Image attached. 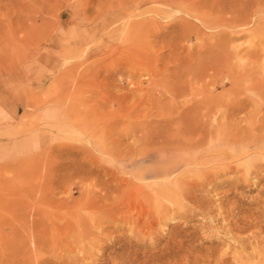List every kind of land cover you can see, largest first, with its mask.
<instances>
[{
    "label": "rangeland",
    "instance_id": "1",
    "mask_svg": "<svg viewBox=\"0 0 264 264\" xmlns=\"http://www.w3.org/2000/svg\"><path fill=\"white\" fill-rule=\"evenodd\" d=\"M151 1L0 0V264H71L80 245L103 256L93 264H264V0H193L196 12ZM240 2L250 25L228 26ZM180 112L192 151L137 144L148 123L176 135L158 115ZM154 166L197 183L194 200L130 198L132 187L154 198ZM92 211L106 226L76 247L60 227L77 212L90 226Z\"/></svg>",
    "mask_w": 264,
    "mask_h": 264
},
{
    "label": "bare ground",
    "instance_id": "2",
    "mask_svg": "<svg viewBox=\"0 0 264 264\" xmlns=\"http://www.w3.org/2000/svg\"><path fill=\"white\" fill-rule=\"evenodd\" d=\"M148 1H151V0H136V4L137 5H144L145 3H147ZM153 1V0H152ZM151 1V2H152ZM161 1V0H160ZM229 1H231V0H229ZM154 2V1H153ZM163 2H167V3H170L172 6H173V8H175V7H177V8H180V9H183V11H185V10H190L191 12H192V10L194 9V12H196L195 11V9L197 8H200L201 7V5L200 4H204V3H201V2H199V1H193V0H163ZM214 2V1H213ZM219 2V1H218ZM224 2V1H223ZM260 2V1H259ZM262 2V1H261ZM221 3V2H220ZM220 3L217 5V4H215V5H217L218 7L220 6ZM226 3V2H225ZM231 3V2H230ZM237 3H239V2H237ZM163 4V3H162ZM161 4V5H162ZM222 4V3H221ZM234 4V3H233ZM244 3H242V5H243ZM147 5V4H146ZM160 5V6H161ZM168 5V4H167ZM200 5V6H199ZM206 5V4H205ZM204 5V6H205ZM211 5H213V3L211 4ZM226 4H224V6H225ZM229 5V6H228ZM226 7L228 8V9H225V11H224V13H223V16H228L229 17V20H230V17H231V19H232V21H228L227 23H228V26H229V24L230 25H232V26H235V27H240V28H243V27H245V26H248V25H250V21H249V19H248V12H247V10L245 9L246 8V5L244 4V6L240 9L239 7H237L236 5H234V6H236L237 8H239V9H236V8H234V7H231V6H233V5H231L230 6V4H228ZM240 5H241V2H240ZM241 5V6H242ZM240 6V7H241ZM257 7L259 6V5H256ZM161 7H163V6H161ZM225 7V8H226ZM158 8H159V6H158ZM157 8V10L155 11V10H153V12L155 11L156 12V14H165V12L160 8V9H158ZM202 8H205V7H203L202 6ZM210 8H214V7H210ZM216 8V7H215ZM214 8V9H215ZM220 8V7H219ZM218 8V9H219ZM223 8V7H222ZM213 9V10H214ZM251 9V8H250ZM262 9V8H261ZM149 10V9H148ZM165 10V9H164ZM199 10V9H198ZM211 10V9H210ZM222 9H220V14L222 15V11H221ZM151 11V10H150ZM168 11V10H167ZM251 12L253 11V10H250ZM249 11V12H250ZM154 12V13H155ZM169 12V11H168ZM190 13V12H189ZM216 13H218V11L216 12ZM258 13V12H257ZM260 14V13H259ZM261 14H262V12H261ZM251 15V14H250ZM255 16V15H254ZM218 19H219V17H218ZM260 20V19H259ZM219 21H221L222 22V20H219ZM218 21V22H219ZM225 22V21H224ZM251 23H253V22H251ZM225 24V23H224ZM263 24H264V22H263ZM262 26V25H261ZM256 29H260L261 31H262V27L261 28H256ZM243 30H245V29H243ZM259 30V31H260ZM264 30V29H263ZM260 31V32H261ZM255 33V32H254ZM258 35V34H257ZM255 36V35H254ZM252 58V57H251ZM136 61V60H135ZM256 65V64H255ZM134 84H136V83H134ZM260 85V84H259ZM133 86V85H132ZM255 86H257L256 84H255ZM261 86H263V85H261ZM135 87V86H134ZM173 89L172 90H176V84H173ZM254 88H258V87H254ZM143 89V88H142ZM136 91H137V89H135V93H136ZM178 91V90H177ZM172 92V91H171ZM178 93V92H177ZM132 94H134V89H132L131 90V94L130 95H132ZM174 94V93H173ZM177 96V95H176ZM125 98V101H127V99H128V96L126 97H124ZM122 100H123V98H122ZM122 103H123V101H122ZM124 104V103H123ZM122 104V105H123ZM264 105V104H263ZM262 106V105H261ZM161 111V110H160ZM159 112V111H158ZM161 113V112H160ZM172 114V113H171ZM195 115H197V114H195ZM137 116V115H136ZM188 116H190V114H188V113H184V112H180V113H174L173 115H170V114H167V115H162V114H159L158 115V117L160 118L158 121H157V124H159V123H161V124H169V123H172V124H170V125H173V124H175V125H181L180 127H183V124L185 123V122H187V119H188ZM191 116H193V114H191ZM199 116V115H198ZM198 116H195V119L198 117ZM142 117H143V115H142ZM192 118H194V117H192ZM191 119V118H190ZM194 119V120H195ZM198 119V118H197ZM199 120V119H198ZM198 120H196L197 122H198ZM191 121V120H190ZM191 122H193V119H192V121ZM190 122V123H191ZM177 123V124H176ZM196 123V122H195ZM152 123H148V124H146L145 126H143V128H145V130H138V131H140V133H141V138H140V140H137L138 142H137V144L138 143H140V145L142 146V145H154V144H158V143H160V144H164L165 146L167 145H171V144H180L182 147H183V149H185V150H187L188 152L192 149V147L194 146V143H192L193 142V139H190V140H188V142L190 141L191 143L190 144H188V145H186L185 143H186V141L184 142L183 140H182V138L184 137V136H186L185 134L187 133L186 131V129H184V127L182 128V129H177L178 131L175 133L176 135H174L173 134V136H171V137H167V136H163V134H161V133H159V132H155L152 128H150V126L149 125H151ZM192 124H194V122L193 123H191V125ZM185 125V124H184ZM190 125V124H189ZM187 126V125H186ZM194 126H195V124H194ZM155 127H156V125H155ZM191 127H189L188 129H190ZM195 128H197L196 126H195ZM142 129V128H141ZM192 129H193V132L194 131H196L197 132V130H194V127H192ZM136 131H137V128L135 129V130H132V133L133 134H135L136 133ZM137 131V132H138ZM189 131H191V130H189ZM159 133V134H158ZM190 133V132H189ZM188 133V135H190ZM197 134V133H196ZM193 135H195V133L193 134ZM192 136V135H191ZM181 138V139H178V138ZM189 137V136H188ZM196 141H198V140H196ZM118 142V141H117ZM199 142V141H198ZM195 143H197V142H195ZM116 144V143H115ZM115 144H113V145H115ZM117 145V144H116ZM173 146V145H172ZM120 147V146H119ZM196 147H197V145H196ZM112 148H116V146H114V147H112ZM121 148V147H120ZM117 149V148H116ZM195 149V148H194ZM196 149H198V148H196ZM199 150V149H198ZM121 150H119V152H120ZM137 151V150H136ZM175 152H176V150H174ZM187 151H185V153L187 152ZM192 151V150H191ZM118 152V153H119ZM160 152H161V150H160ZM159 151L158 152H156L155 154L156 155H161L162 154V152L160 153ZM165 152V151H164ZM173 152V151H172ZM188 152H187V155H188ZM170 153V152H169ZM123 154V153H122ZM164 154V153H163ZM190 154V153H189ZM141 154H138L137 155V157H139ZM168 155V154H167ZM195 155H197V154H194V156ZM142 156V155H141ZM198 156V155H197ZM151 157V156H150ZM160 157V156H159ZM183 157V156H182ZM187 157H191V154L189 155V156H187ZM203 157V156H202ZM185 158V157H184ZM183 158V159H184ZM161 159H163V158H161ZM180 159V158H179ZM178 159V160H179ZM192 159V158H191ZM194 159V158H193ZM198 159V158H197ZM202 159V158H201ZM164 160V159H163ZM195 160V159H194ZM200 160V159H199ZM203 160V159H202ZM193 161V160H192ZM189 162V161H188ZM194 162H196V161H194ZM175 163H177V162H175ZM180 163L182 164V162L180 161ZM186 163V162H185ZM191 163V162H190ZM193 163V162H192ZM191 163V164H192ZM172 164V163H171ZM178 164V163H177ZM181 164H180V166H181ZM191 164H189V165H191ZM195 164V163H194ZM197 164H199V162L197 163ZM203 165V164H202ZM159 166H160V164H159ZM172 166H173V164H172ZM192 167H193V165H191ZM191 166L189 167V168H191ZM169 168H171V167H169ZM175 169V168H174ZM174 169L171 171L172 173H168V170L169 169H167V172L165 171V170H162L161 169V167H152V168H150L148 171L151 173V178H153L154 180H156L154 183H152V186H151V188L152 189H155V190H152V191H155L154 193V198H152L151 197V195L150 194H148L146 191L144 192L143 190H138V187H137V189L135 188V187H132V189H129V190H127L126 191V193L130 196V198L131 197H136L137 198V196H143V198L144 199H146L148 196L150 197H148V199H154V200H156V199H158V198H163V200H166L167 199V201H171V203L170 204H172V205H177V206H175V207H178V208H180V207H182L181 206V204L182 205H184L181 201L182 200H194V199H191V198H189L188 196H189V194L191 193V191L192 192H194L193 190H195L196 189V187H198L197 186V183L196 184H192V183H186V178H185V180H184V177L183 178H178L175 174H174ZM178 169H179V167H178ZM178 169H176V170H178ZM175 170V171H176ZM148 171H146L147 173H148ZM179 171V170H178ZM178 171L177 172H175L176 174L178 173ZM140 172V171H139ZM145 172V173H146ZM137 173V172H136ZM142 172H140L139 174H141ZM145 173H143V174H145ZM174 174V175H173ZM171 175H173V176H175L173 179H174V181H171L169 184H165V183H162V182H159V181H165V180H168L169 179V177H171ZM187 175V174H186ZM133 176V175H132ZM143 176V175H142ZM142 176H135L134 178L135 179H139L140 177H141V179H142ZM145 176H147V175H145ZM172 176V177H173ZM171 177V178H172ZM200 176H198V178H199ZM202 177V176H201ZM132 178V177H131ZM194 178V177H193ZM197 178V177H196ZM119 179H122V178H119ZM152 179V180H153ZM188 179H189V177H188ZM202 179H204V177L202 178ZM124 180V181H123ZM123 180H120V182L121 181H123V183L125 184V179H123ZM151 180V181H152ZM198 180H200V182H201V179H198ZM117 181H119V180H117ZM135 181V180H134ZM139 181V180H138ZM140 181H142V180H140ZM119 182V183H120ZM128 182V181H127ZM191 182H193V180L191 181ZM122 183V182H121ZM134 183V182H133ZM116 184V183H115ZM117 184H118V182H117ZM122 185V184H121ZM201 185V184H200ZM116 186H118V185H116ZM124 186V185H123ZM202 187V186H201ZM119 188L120 189H122L121 187H120V185H119ZM127 188V187H126ZM158 189H159V191H158ZM151 190V189H150ZM203 190V189H202ZM196 191V190H195ZM122 192V191H121ZM119 193H120V190H119ZM125 193V190L122 192V194H120L121 195V197L123 196V194H126ZM190 195H192V194H190ZM128 196V197H129ZM153 196V195H152ZM193 196V195H192ZM126 197V196H125ZM177 198V199H176ZM196 198V197H195ZM179 200H181L180 201V203H179ZM125 201V200H124ZM123 201V202H124ZM177 201H178V203H177ZM188 201H186V202H188ZM196 201H198V200H196ZM156 202H157V200H156ZM173 202H175V203H173ZM158 203H160V201H158ZM193 203V202H192ZM63 204V203H62ZM83 204V203H82ZM86 204V203H85ZM94 204V203H93ZM157 204V203H156ZM79 205V204H78ZM121 205V204H120ZM120 205L118 206V207H120ZM161 205H162V203H161ZM65 206V205H64ZM80 206H83V205H80ZM80 206H79V209L77 210L76 209V211H80L81 210V208H80ZM88 206H89V204H88ZM95 207L96 208V206L95 205H92V206H90V207ZM124 206H126V205H124ZM128 206V205H127ZM126 206V207H127ZM131 206V205H130ZM130 206H128L127 208H129ZM137 206V205H136ZM156 206V208H157V205H155ZM159 207H160V205H158ZM164 205H162L161 207H163ZM58 207V206H57ZM66 207V206H65ZM75 207V206H74ZM85 207V206H84ZM84 207H83V209H84ZM126 207H124V209L126 208ZM161 207H160V209H161ZM165 207V206H164ZM51 208H53V207H51ZM55 208V207H54ZM88 208V207H87ZM100 208V207H99ZM98 208V209H99ZM126 208V209H127ZM131 208H133V207H131ZM56 209V208H55ZM59 209H60V207H59ZM63 208H61V210H62ZM68 209V208H67ZM71 209L73 210V209H75V208H73V207H71ZM71 209H69V211L71 210ZM82 209V210H83ZM89 209V208H88ZM88 209H86V211L87 212H89V210ZM102 209V208H101ZM121 209V208H120ZM125 209V210H126ZM130 209V208H129ZM133 209H135V208H133ZM154 209V208H153ZM165 209H166V207H165ZM186 209H187V207H186ZM44 210V209H43ZM71 210V211H72ZM81 210V211H82ZM91 210V209H90ZM97 210V209H96ZM100 210V209H99ZM162 210V209H161ZM54 211V210H53ZM56 211H58V209L56 210ZM66 211V210H65ZM64 210H63V212H65ZM70 211V212H71ZM75 211V212H76ZM94 212H97V211H95V210H93ZM93 211H92V213H87V214H89L88 215V217H90V215L91 216H93L92 214H94L93 213ZM104 211V210H103ZM102 211V212H103ZM110 211V210H109ZM117 211H119V210H117ZM116 211V212H117ZM149 211V210H148ZM61 212V211H60ZM73 212V211H72ZM71 212V213H72ZM91 212V211H90ZM98 212H100V211H98ZM122 212H124V211H122L121 210V212H120V214L122 213ZM128 212V211H127ZM130 212V211H129ZM137 212V211H136ZM170 212V211H169ZM168 212V213H169ZM184 212V211H183ZM52 213V212H51ZM54 213H56V212H54ZM108 213V212H107ZM114 213V212H113ZM160 213V212H159ZM65 214H66V212H65ZM64 214V215H65ZM75 214H77V215H75ZM73 213V215H74V218H75V220H74V224L73 223H71L72 222V220L71 221H69L68 220V218H69V214L67 213V220H65L64 219V222L65 221H69V222H65L61 227L60 226H57V227H60V229H61V231L63 230V232L66 234V238H68V237H72L73 238V245L74 246H76V247H78L79 246V244H80V241L82 240V239H84V236H86L85 234H90L91 232H93L92 230L94 229V227H98V226H100L101 224H105V223H107V222H102V221H105L104 219H106L107 217H95L96 215H94V217L95 218H93V219H91V217H90V221H91V225L90 226H87L88 224V222L86 223L84 220H86V219H84V216H83V219H79V217H78V215H80V213ZM96 214H99V213H96ZM109 214V213H108ZM116 214H118V213H116ZM123 214V213H122ZM127 214V213H126ZM136 214V213H135ZM47 215V214H46ZM45 214H44V216H46ZM63 215V216H64ZM129 215H130V213H129ZM140 215V214H139ZM149 215V214H148ZM158 215V214H157ZM185 215V214H184ZM49 216V215H48ZM81 216V215H80ZM116 216V215H115ZM115 216L114 215H111V213L109 214V217H112L113 219L111 220V222L112 223H115L116 222V220H117V223L121 220L122 221V223L124 224V221L126 222V221H128V223H129V217L128 216H126V217H128V218H126V217H123L122 215H119V217H118V215H117V217L115 218ZM38 217H40V216H38ZM47 217V216H46ZM72 217V216H71ZM87 217V216H86ZM37 218V217H36ZM42 218V217H41ZM41 218H39V219H41ZM55 218L56 219H58L56 216H55ZM73 218V217H72ZM73 218V219H74ZM77 218V219H76ZM131 218V217H130ZM48 219V218H47ZM60 219V218H59ZM70 219V218H69ZM79 219V220H78ZM89 219V218H88ZM110 219V218H109ZM147 219V218H146ZM50 220V219H49ZM61 220V219H60ZM107 220V219H106ZM32 221H34V220H32ZM40 221H43V220H40ZM45 221V220H44ZM110 221V220H109ZM131 221H132V219H131ZM58 221H56V223H57ZM61 222V221H60ZM85 222V223H84ZM100 222H102V223H100ZM134 222H137V221H134ZM133 222V223H134ZM132 223V224H133ZM139 223V222H138ZM150 223V222H149ZM151 223L153 224V222L151 221ZM131 223H130V225H132ZM137 225V223H134V225ZM148 224V223H147ZM129 225V226H130ZM134 225H132L133 227H136L137 228V226H134ZM32 226H37L36 225V222H35V224L34 225H32ZM105 226H106V224H105ZM28 227V226H27ZM44 228L45 226L44 225H41L40 226V230H41V228ZM43 228H42V230H43ZM54 228H56V227H54ZM132 228V227H131ZM34 229H36V227L34 228ZM50 229H52V226H51V228ZM57 229V228H56ZM56 229H55V231H56ZM96 229H98V228H96ZM143 229V228H142ZM235 229V228H234ZM45 230V232H46V229H44ZM44 230L42 231V232H44ZM54 229H52L51 231H53ZM58 230V229H57ZM100 230V229H99ZM38 231V230H37ZM60 231V232H61ZM33 232V231H32ZM95 232V231H94ZM100 232V231H99ZM52 233V232H51ZM102 233V232H101ZM44 234H46V233H44ZM48 234V233H47ZM46 234V235H47ZM63 234V233H62ZM65 234H63V235H61V233H60V235H61V237L62 236H64ZM96 234H97V232H96ZM59 235V231H58V234H57V237L58 236H60ZM94 235V234H93ZM55 236H56V234H55ZM96 235H94V237H95ZM53 237V236H52ZM57 237H55L54 239H56ZM47 238H49L48 237V235H47ZM46 238V239H47ZM63 238V237H62ZM72 238H70V239H72ZM36 239H39V238H36ZM41 239V238H40ZM46 239H43L42 238V241L40 240V244H39V247L40 248H42V246L43 245H46L47 244V240ZM69 239V238H68ZM67 239V240H68ZM88 239L89 238H87V242H88ZM95 239V238H94ZM99 239V241H100V238H98ZM108 239V238H107ZM45 240V241H44ZM59 240H61L60 238L57 240V242H59ZM86 239H84L83 241H85ZM93 240V239H92ZM103 240V239H102ZM37 241H39V240H37ZM62 241H66V240H62ZM104 241H105V238H104ZM109 241V240H108ZM46 244H45V243ZM107 242V241H106ZM34 243V242H33ZM44 243V244H43ZM48 243H49V241H48ZM60 243H61V241H60ZM99 243H101V242H99ZM108 243V242H107ZM35 244V243H34ZM102 244H103V242H102ZM106 244V243H105ZM86 245V244H85ZM104 245V244H103ZM54 246V245H53ZM90 246H92V247H94V245L93 244H90ZM100 246H101V244H100ZM44 247V246H43ZM47 247V246H46ZM59 247V246H58ZM69 247V246H68ZM80 247L81 248H77V249H80L81 250V252L82 253H80L79 251L78 252H74L75 250H71L70 252H69V254H67L68 255V259L70 260V262H71V264H93L92 262L94 261V260H98L99 258H101V257H103V256H96L95 255V252L93 253H88L87 252V250H86V248L83 246V245H80ZM103 247V246H102ZM56 248V247H55ZM99 248V247H98ZM101 248V247H100ZM99 248V249H100ZM38 249V248H37ZM69 249V248H68ZM105 249V248H104ZM50 250H52V249H50ZM34 251H36V248H35V250ZM100 251V250H99ZM68 252V251H67ZM91 252V251H90ZM97 254V253H96ZM61 255V254H60ZM65 255V254H64ZM99 255V254H98ZM98 257V258H97ZM106 257V256H105ZM63 258V257H62ZM86 258H90L91 260L90 261H88V259H86ZM36 259V258H35ZM59 259V258H58ZM57 259V260H58ZM108 258H106V260H107ZM63 260V259H62ZM65 260V259H64ZM87 260V263H85V261ZM103 261H105V259L103 260ZM66 262V261H65ZM106 262V261H105ZM221 262L222 261H220V264H221ZM64 262L62 261V263H60V261L58 260V261H56L55 263H48L47 262V258L45 257V259H39L38 261H36L35 262V264H63ZM217 263H219V262H217ZM223 263V262H222ZM68 264H70L69 262H68ZM210 264V263H209ZM225 264V263H224Z\"/></svg>",
    "mask_w": 264,
    "mask_h": 264
},
{
    "label": "crops",
    "instance_id": "3",
    "mask_svg": "<svg viewBox=\"0 0 264 264\" xmlns=\"http://www.w3.org/2000/svg\"><path fill=\"white\" fill-rule=\"evenodd\" d=\"M6 101L8 102L7 104L9 105L10 108V112L13 115H16L19 111V102L17 100H14L13 98L8 97L6 99Z\"/></svg>",
    "mask_w": 264,
    "mask_h": 264
}]
</instances>
